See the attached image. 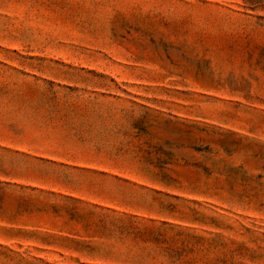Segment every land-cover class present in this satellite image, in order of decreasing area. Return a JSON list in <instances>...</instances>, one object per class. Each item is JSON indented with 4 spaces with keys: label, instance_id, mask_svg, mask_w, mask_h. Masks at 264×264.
<instances>
[{
    "label": "rangeland",
    "instance_id": "1",
    "mask_svg": "<svg viewBox=\"0 0 264 264\" xmlns=\"http://www.w3.org/2000/svg\"><path fill=\"white\" fill-rule=\"evenodd\" d=\"M0 264H264V0H0Z\"/></svg>",
    "mask_w": 264,
    "mask_h": 264
}]
</instances>
